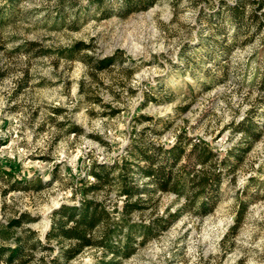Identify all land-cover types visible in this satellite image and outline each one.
Returning a JSON list of instances; mask_svg holds the SVG:
<instances>
[{
	"label": "rangeland",
	"instance_id": "1",
	"mask_svg": "<svg viewBox=\"0 0 264 264\" xmlns=\"http://www.w3.org/2000/svg\"><path fill=\"white\" fill-rule=\"evenodd\" d=\"M219 2L157 0L100 18L90 0H0V165L42 181L39 190L4 194L9 184L0 180L2 222L27 213L37 219L27 226L43 238L51 211L80 195L81 178L93 180L86 176L93 162L112 164L136 131L164 146L178 135L200 138L223 157L246 145L235 125L251 111L260 137L233 170L223 166L209 212L187 206L122 264H264V30L248 42L226 41L234 44L226 57L211 51L208 38L235 33L207 19ZM76 44L73 58L61 56ZM111 56L108 67L95 66ZM73 125L80 132H70ZM97 197L122 203L111 190ZM240 200L248 208L225 239ZM184 203L164 193L134 217H167ZM99 254L86 250L70 264H92Z\"/></svg>",
	"mask_w": 264,
	"mask_h": 264
},
{
	"label": "trees",
	"instance_id": "2",
	"mask_svg": "<svg viewBox=\"0 0 264 264\" xmlns=\"http://www.w3.org/2000/svg\"><path fill=\"white\" fill-rule=\"evenodd\" d=\"M156 1L90 0V5L95 6L100 18H109L115 13L126 16L147 10ZM263 8L264 0H235L234 3L220 0L217 10L210 12L207 19L216 23L220 32L226 29L224 22H228L235 33L230 34L232 38H208L209 49L226 57L233 41L248 42L258 35L264 30ZM63 10L61 5L57 20ZM229 39L233 41L226 43ZM79 49L76 44L67 51L61 50L60 54L73 58ZM115 61L116 57L111 56L99 60L95 66L103 69ZM258 86L264 91V72ZM250 113L235 125L246 145L231 148L223 157L200 138L178 135L170 146H164L150 140L144 131H136L131 135L125 154L112 164L93 162L86 175L93 180L81 178V186L76 189L80 195L75 196L72 203H62L51 211L50 226L43 238L37 230L27 226L37 220L27 213L10 217L6 223L0 220V264H70L89 249L100 252L92 264H122L136 253L139 245L167 229L187 206L196 213L209 212L224 179L223 166L233 170L236 160H242L244 152L260 137L259 123ZM69 131L78 133L80 128L73 125ZM0 180L9 184L4 194L16 189L42 188L40 179H20L11 169L1 165ZM110 190L116 192L121 205L109 206L106 198L97 197ZM164 193L184 197V206L167 217L156 216L150 221L134 217L153 206ZM247 208L248 200H240L235 223L225 239L236 234Z\"/></svg>",
	"mask_w": 264,
	"mask_h": 264
},
{
	"label": "water",
	"instance_id": "3",
	"mask_svg": "<svg viewBox=\"0 0 264 264\" xmlns=\"http://www.w3.org/2000/svg\"><path fill=\"white\" fill-rule=\"evenodd\" d=\"M49 225H50V222H49ZM48 227H49V226H48ZM47 229H48V228H47ZM47 229H46V230H47Z\"/></svg>",
	"mask_w": 264,
	"mask_h": 264
}]
</instances>
